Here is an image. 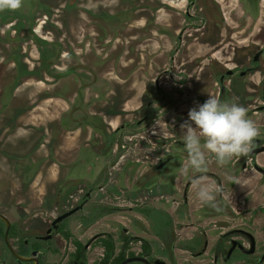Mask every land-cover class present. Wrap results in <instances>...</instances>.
Instances as JSON below:
<instances>
[{
	"label": "flooded vegetation",
	"instance_id": "obj_1",
	"mask_svg": "<svg viewBox=\"0 0 264 264\" xmlns=\"http://www.w3.org/2000/svg\"><path fill=\"white\" fill-rule=\"evenodd\" d=\"M186 2L173 44L165 33L168 83L155 79L134 123L109 131L86 117L102 142L75 155L51 201L31 215L0 202V264H264V0ZM191 29L200 36L185 42ZM209 95L244 106L260 129L248 155L209 157L206 175L223 189L215 207L196 200L201 173L178 172L180 125Z\"/></svg>",
	"mask_w": 264,
	"mask_h": 264
},
{
	"label": "rangeland",
	"instance_id": "obj_2",
	"mask_svg": "<svg viewBox=\"0 0 264 264\" xmlns=\"http://www.w3.org/2000/svg\"><path fill=\"white\" fill-rule=\"evenodd\" d=\"M186 9V0H23L0 11V202L31 215L51 201L75 155L102 142L86 117L109 131L134 123L156 97L155 79L168 83L165 33H176L173 44ZM198 36L191 29L183 40Z\"/></svg>",
	"mask_w": 264,
	"mask_h": 264
},
{
	"label": "clouds",
	"instance_id": "obj_3",
	"mask_svg": "<svg viewBox=\"0 0 264 264\" xmlns=\"http://www.w3.org/2000/svg\"><path fill=\"white\" fill-rule=\"evenodd\" d=\"M22 4L23 0H0V11H15ZM180 128L188 160L178 170L179 175L186 177L190 172L201 173L194 178L196 200L215 207L217 197L223 195V189L206 175L209 157H214L217 164L223 166L233 157L248 155L254 140L260 135V129L249 118L244 106L235 102H221L210 95L198 109L192 108L188 112V121L182 123Z\"/></svg>",
	"mask_w": 264,
	"mask_h": 264
},
{
	"label": "trees",
	"instance_id": "obj_4",
	"mask_svg": "<svg viewBox=\"0 0 264 264\" xmlns=\"http://www.w3.org/2000/svg\"><path fill=\"white\" fill-rule=\"evenodd\" d=\"M72 72H73V70H67V71L61 73V74H60V77H66L67 75L71 74ZM13 89H14V87L12 86V89H10V92H9L8 97L11 96ZM11 90H12V91H11ZM104 132H105V131H104Z\"/></svg>",
	"mask_w": 264,
	"mask_h": 264
},
{
	"label": "water",
	"instance_id": "obj_5",
	"mask_svg": "<svg viewBox=\"0 0 264 264\" xmlns=\"http://www.w3.org/2000/svg\"><path fill=\"white\" fill-rule=\"evenodd\" d=\"M1 217V216H0Z\"/></svg>",
	"mask_w": 264,
	"mask_h": 264
}]
</instances>
